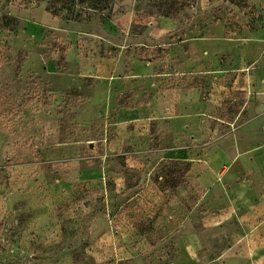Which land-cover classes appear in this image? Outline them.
Here are the masks:
<instances>
[{
  "label": "rangeland",
  "instance_id": "rangeland-1",
  "mask_svg": "<svg viewBox=\"0 0 264 264\" xmlns=\"http://www.w3.org/2000/svg\"><path fill=\"white\" fill-rule=\"evenodd\" d=\"M63 4L0 0V180L18 174L33 180L26 205L19 200L16 211H0V264H170L169 242H157L181 219L185 199L199 194L186 162L164 159L152 169L157 137L141 145L136 138L115 146L108 140L118 163L103 186L76 182L55 198L36 192L48 191L73 166L47 161L66 154L52 148L43 156L40 146L51 138L50 122L58 143L101 138L106 115L115 119L105 107L114 99L132 102L126 91L115 98L116 88L126 86L120 82L138 64L145 81L188 70L191 51L201 68L249 65L264 77V0H114L100 11L76 6L71 20L47 11ZM81 143L78 163L99 169L104 142ZM114 173L127 191L120 197Z\"/></svg>",
  "mask_w": 264,
  "mask_h": 264
},
{
  "label": "crops",
  "instance_id": "crops-1",
  "mask_svg": "<svg viewBox=\"0 0 264 264\" xmlns=\"http://www.w3.org/2000/svg\"><path fill=\"white\" fill-rule=\"evenodd\" d=\"M189 58L192 66L188 70L161 71L145 81L137 74L139 64L135 65L120 82L126 86L117 87L115 95L117 98L126 91L132 102L124 105L114 99L105 107L106 113H115V119L106 115L107 125L99 139L58 143L53 134L56 125L50 122L51 138L40 146L42 155L53 152L52 148L64 151L61 161L58 156H46V160L73 167L50 190L36 193L49 192L60 198L68 195L67 187L76 182L103 186L110 165L118 163V152L111 151L108 140L115 141V146L119 139L136 138L134 141L141 145L157 137L159 148L150 157V164L155 163L152 169L164 159L186 162L199 188L193 202L185 199L189 206L181 219H175V226L157 242H169L173 253L170 264H264V77L252 70L254 66L217 64L201 68L199 57L194 58L191 51ZM103 66H99L100 73ZM163 76L170 78L163 80ZM93 141L104 142L106 152L101 157L105 160L99 169L86 170L78 163L81 142L92 148ZM5 149L8 147L2 148L4 154ZM113 175L117 178L116 191L123 196L127 191L120 183L121 176ZM30 181L20 174L0 180V211H16L15 201L19 200L26 205L25 200L32 196L26 186ZM157 215L152 218L161 219ZM122 221L133 227L126 217Z\"/></svg>",
  "mask_w": 264,
  "mask_h": 264
},
{
  "label": "trees",
  "instance_id": "trees-1",
  "mask_svg": "<svg viewBox=\"0 0 264 264\" xmlns=\"http://www.w3.org/2000/svg\"><path fill=\"white\" fill-rule=\"evenodd\" d=\"M56 1V0H55ZM114 0H64V4L59 7H52L49 6L47 11L54 17V18H66L68 20L74 19V16H78V12L75 10L76 6L84 7L85 5L87 8L92 9L94 11H100L109 8L110 4ZM58 2V0H57ZM62 2V0H60ZM63 10H69L72 12L71 17H63ZM74 15V16H73Z\"/></svg>",
  "mask_w": 264,
  "mask_h": 264
}]
</instances>
